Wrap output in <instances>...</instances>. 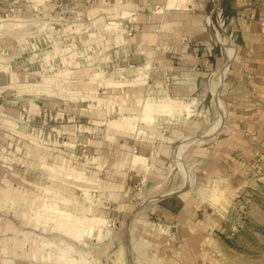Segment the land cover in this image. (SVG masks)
I'll return each instance as SVG.
<instances>
[{
    "label": "rangeland",
    "instance_id": "1",
    "mask_svg": "<svg viewBox=\"0 0 264 264\" xmlns=\"http://www.w3.org/2000/svg\"><path fill=\"white\" fill-rule=\"evenodd\" d=\"M164 1L0 0V264L153 263L146 238L158 239L163 217L151 185L169 178L177 188L187 174L192 186L197 157L222 134L227 71L188 98L149 77L154 64L136 58L133 26L154 24L157 36ZM166 4L205 6L228 58L238 38L225 0ZM168 102L171 112L160 106ZM167 140L179 150L164 165L147 157ZM248 180L201 199L223 214V240L264 264V177Z\"/></svg>",
    "mask_w": 264,
    "mask_h": 264
},
{
    "label": "crops",
    "instance_id": "2",
    "mask_svg": "<svg viewBox=\"0 0 264 264\" xmlns=\"http://www.w3.org/2000/svg\"><path fill=\"white\" fill-rule=\"evenodd\" d=\"M231 1L229 5L225 0L223 11L234 21L238 39L230 44L234 51L230 46L232 53L226 54L229 59L225 61L201 17L205 8L202 4L184 10L167 8L165 0L157 36L154 24L133 26L135 51L144 52L136 58L145 60L149 56L154 64L149 77L161 79L168 92L178 98L193 96L206 76L220 75L227 66L221 85L225 114L222 134L197 157L201 165L195 170L192 186L173 188L169 178L151 185L154 195L150 200L155 201L152 205L163 217L158 239L156 234L146 238L152 264H262L258 257L251 259L241 248L223 240V214L217 212L210 198L208 202L201 199L205 190L216 184L229 190H246L250 176L264 177V0ZM177 150L179 146L174 150L167 140L151 144L147 157L152 155L164 165ZM174 201L179 202L176 207Z\"/></svg>",
    "mask_w": 264,
    "mask_h": 264
},
{
    "label": "bare ground",
    "instance_id": "3",
    "mask_svg": "<svg viewBox=\"0 0 264 264\" xmlns=\"http://www.w3.org/2000/svg\"><path fill=\"white\" fill-rule=\"evenodd\" d=\"M160 106H161L162 110H164L166 112H171L175 108L176 104H174L173 102H168L167 104H162ZM149 113H153V110L149 111ZM219 113H220V115H219L220 118L219 119L223 118V116H224V108H223V105H222L221 102H220ZM179 156H180V152H178V154L176 156L178 160H179ZM184 174H185V172H184ZM185 179H186V184H189L190 181H189V177L187 176V174H185Z\"/></svg>",
    "mask_w": 264,
    "mask_h": 264
}]
</instances>
